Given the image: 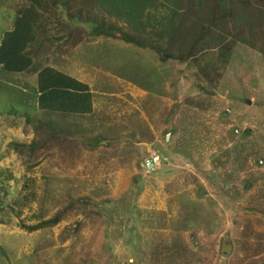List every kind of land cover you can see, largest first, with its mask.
<instances>
[{
	"label": "rangeland",
	"instance_id": "374dc122",
	"mask_svg": "<svg viewBox=\"0 0 264 264\" xmlns=\"http://www.w3.org/2000/svg\"><path fill=\"white\" fill-rule=\"evenodd\" d=\"M14 1L0 3V39ZM247 1L161 0L160 25L175 9L194 33L147 47L84 29L40 46L41 66L88 84L100 109L127 110L94 127L108 147L77 136L87 169L52 160L44 130L15 114L33 113L35 73L0 69V264H264V0ZM202 29L211 48L183 64L152 50L185 51ZM34 139L32 154L10 148ZM153 151L159 165L147 169Z\"/></svg>",
	"mask_w": 264,
	"mask_h": 264
},
{
	"label": "trees",
	"instance_id": "16d2710c",
	"mask_svg": "<svg viewBox=\"0 0 264 264\" xmlns=\"http://www.w3.org/2000/svg\"><path fill=\"white\" fill-rule=\"evenodd\" d=\"M2 1L5 0H0V3ZM241 1L246 5L249 3L247 0ZM10 6L14 16L10 28L2 34L0 39V69L13 74L31 71L36 73L35 90L38 96L35 104L37 110L61 115L90 114L92 93L88 84L72 77L69 73L50 66V64L41 66L46 63L43 58L38 59L41 45L52 41L68 44L71 39L75 43L79 38L81 40L80 34L83 29V33L89 39L101 37L114 39L136 47H147V41L151 36L163 43L166 36L169 40L171 37L183 38L184 30L194 33L193 28L187 29L182 23L184 28L180 26V13L182 12L178 13L175 9H172L173 12L170 10L168 16L163 18L162 27L161 22L157 20V15L153 14L157 6H165L159 0H21L20 3L14 1ZM92 8H97V12H92ZM177 19H179L178 23L169 25ZM115 20L120 21L124 27L117 26L114 23ZM157 34H162V37ZM207 35V30L202 29L200 34L197 33L196 37H192L194 44L185 51H176L177 48L170 41L166 44L169 49L156 47L152 50L162 53L163 56L169 54L171 58H174V54H178L177 61L183 64L211 48ZM222 41L224 39L219 33L213 36L212 42L216 47H219ZM165 59V57L161 58L163 61ZM15 114L22 117L21 114ZM27 115L30 114L25 113V120L31 122V118ZM41 129L43 127L37 126L34 133L38 134ZM52 133L53 131L48 133V136H43V145H47L48 149L50 141L55 138ZM39 143L34 139L29 146L15 143L10 148L14 147L17 153L23 156L25 148L32 154L36 147H43ZM59 219L60 215H57L38 225L27 227V229L32 231L51 227ZM0 253L4 255L1 249Z\"/></svg>",
	"mask_w": 264,
	"mask_h": 264
},
{
	"label": "crops",
	"instance_id": "0c3cea01",
	"mask_svg": "<svg viewBox=\"0 0 264 264\" xmlns=\"http://www.w3.org/2000/svg\"><path fill=\"white\" fill-rule=\"evenodd\" d=\"M70 75L74 78H77L72 74ZM35 76H36V73H35ZM33 89H34L33 94L36 99L38 96V93L35 90L36 89L35 85L33 86ZM90 91L93 96V105H92V111L90 114L73 116V115H64V114L61 115L59 113L41 112L37 110L36 104H35L36 100L34 99V103L32 105L33 114L29 116L27 115L28 118L29 117L31 118L32 121L30 123L34 125V128H37V126L43 127L45 136H48L47 134L53 131L52 134L55 135V138L50 141L51 143L49 145L50 148L49 149L47 148L49 152L52 154L51 159H60V161H63V162L66 161V163L72 162V160H75L76 161L75 168H77V170L82 168L81 163H83L84 161L83 160L84 151L82 150V148L79 147L80 142L78 141L77 136L83 137L85 139L84 135L87 132L93 133L94 127L97 126L101 120L103 122H106L105 117L110 116L112 119L122 120V117L125 115L127 111L125 108L116 109L112 112L110 110H107L106 112V110L100 109L99 103L98 102L96 103V100L100 98L97 99L95 97L94 91H92L91 89ZM114 113H116V115ZM21 115L23 116L25 115V113ZM6 117L9 118L8 115H6ZM85 136L88 138L90 137L92 139L90 140L83 139L84 147L88 145L91 146L92 149H95L99 147L100 145H104L105 147H108V144L105 141L106 139L104 136L103 137L102 136L100 137L99 135L96 136V133L88 134ZM127 146L131 147L128 144L125 145L124 147H127ZM116 148H119V147H116ZM120 148H121L120 150L121 152L116 151L117 152L116 154L119 155V157L124 160L126 152H123L124 150L122 147ZM111 149L115 150V148H111ZM55 154H57V156ZM128 154L130 155V153ZM136 159H139V157H136ZM77 161L79 162L77 163ZM69 167L70 165L60 166V169L65 170V169H68ZM83 169H87V168L83 167L81 170ZM80 173L82 174V172Z\"/></svg>",
	"mask_w": 264,
	"mask_h": 264
},
{
	"label": "built area",
	"instance_id": "2783aa9c",
	"mask_svg": "<svg viewBox=\"0 0 264 264\" xmlns=\"http://www.w3.org/2000/svg\"><path fill=\"white\" fill-rule=\"evenodd\" d=\"M159 159L160 157L153 151L150 160L154 163L155 166L159 165Z\"/></svg>",
	"mask_w": 264,
	"mask_h": 264
},
{
	"label": "water",
	"instance_id": "95a60500",
	"mask_svg": "<svg viewBox=\"0 0 264 264\" xmlns=\"http://www.w3.org/2000/svg\"><path fill=\"white\" fill-rule=\"evenodd\" d=\"M246 102H247V104H250L249 101H246ZM163 158L166 159L165 157H163ZM145 166L147 169H153L155 165L152 161H147Z\"/></svg>",
	"mask_w": 264,
	"mask_h": 264
}]
</instances>
